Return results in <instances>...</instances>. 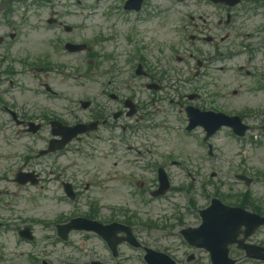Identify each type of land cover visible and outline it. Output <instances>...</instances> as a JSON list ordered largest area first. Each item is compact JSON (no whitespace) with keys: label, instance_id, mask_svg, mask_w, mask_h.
Here are the masks:
<instances>
[{"label":"rangeland","instance_id":"374dc122","mask_svg":"<svg viewBox=\"0 0 264 264\" xmlns=\"http://www.w3.org/2000/svg\"><path fill=\"white\" fill-rule=\"evenodd\" d=\"M87 1V4H84L82 8H74L75 11L80 12L83 11L86 15L88 14L89 17L86 19H81L83 24H90V26H94L98 23V19L102 20L101 17L98 19H93L96 17L95 15H91V12L94 11V0H84ZM162 5L172 2L173 0H159ZM191 6L196 9L197 11H206V8H200L196 5H194L193 2H191ZM58 12L63 13L65 16V19L63 21L70 23V21H74L76 17L71 13L65 11V7H57L55 9ZM153 12V10L151 11ZM155 12V11H154ZM50 14V10L44 9L42 11H38L35 13V15H32V12H28L27 16H30L31 20H34L35 23L25 26V29L27 30L25 32V35L22 36V39L20 42H17L13 45L14 52L19 55L22 54L24 56L26 55H32L33 58H39L44 59V56L46 54H49L51 56V61L54 64H58L61 62H65L68 64H75L82 61V56H69L67 54H64L63 52H56L54 48L50 44V40H55L57 37H65L66 35L63 33L62 30H59L57 28H49L44 25L45 19ZM168 16L172 17V14H169ZM84 17V16H82ZM160 19L164 20V17H161ZM179 17L176 16V19H172L169 21L168 26L165 24L158 23L157 21H152L150 24H146V34L148 38V42L152 43L154 40L156 42H165V41H171L176 36L171 32L173 25L177 24ZM86 20V21H83ZM165 21V20H164ZM37 22L40 26L37 27ZM0 35L4 32H7L6 26L3 25V22L1 21L0 24ZM175 23V24H174ZM4 31V32H2ZM94 31L93 33H95ZM1 50V48H0ZM116 79L121 81L122 83H125V74H117ZM28 78L29 85L35 86L39 84V82L33 78V74L29 77H20V79ZM227 81H230L233 79L232 75L229 77H226ZM44 82H48L50 85H53L56 88L62 89L64 92H70L76 96H81L85 94H93L96 92V90L99 88V85L94 83H88L86 87L81 86L79 83H74L70 79L68 82H65L67 78L65 76L60 75L58 73H49V74H43L42 79ZM83 81V80H82ZM135 86L138 87L140 85V81L136 80ZM143 83V81H141ZM141 83V84H142ZM118 86L123 88L119 83ZM145 94H148L146 90H143ZM212 91V90H211ZM231 91V88H229V92ZM245 91H247L245 89ZM86 92V93H85ZM171 94L177 95L175 91H171ZM243 96L236 98L233 103L232 108H242L245 105H254V106H261L262 102H259L260 98H262V95H255L251 96L250 94L247 95L244 92L242 93ZM20 101L23 104H27L31 107V111L35 113L36 110H40L45 105H51L56 103L55 101H50L42 96H34L30 94H23L20 97ZM176 114L175 111L172 113V120L174 118V115ZM165 113L161 114V118L164 117ZM4 121L0 120V124ZM4 136H8L7 134H0V152L2 154H6V152L11 151L12 148L13 153L11 154L9 159H0V174L2 172H8V175L10 179L6 181H0V195L1 198L4 200L1 204L3 206L6 205H12L13 208L17 211L16 214H14L13 219H17V217H25V216H36L40 218H53L60 212V208L58 207H64L66 208L67 205L64 202H61L60 200H54L52 197L54 196L52 194V191L46 192L44 189H34V188H20L17 185H15L12 182V179L14 177V168L17 166L21 159L19 158V154L24 151L25 147L22 145V143L18 140H12L11 142V136L8 138ZM169 137H164L162 142L159 144L162 146V149L165 151H171L174 153L180 154L182 157L186 153H188L189 148H195L193 143L191 141L185 142L182 141L181 138L178 137L177 134H168ZM264 141V137L262 138ZM11 142V143H10ZM163 144V145H162ZM240 144L244 146L243 143L238 142L235 140H232L228 138L227 132H222L219 134L216 138V155L214 157V161L217 162V160L224 161V165L226 162H230V165L232 167L237 168V165H245L247 164V167H250L251 171L253 169L255 172L258 170H264V145L262 147L252 145L250 146L248 144L247 149L241 148L240 151ZM244 149V150H243ZM243 150V151H242ZM107 158V157H106ZM174 157H170L167 159L168 162L174 163L173 160ZM74 158H69V165L72 166L74 162ZM120 161L121 165L124 169H118L117 167L113 166L114 162ZM83 161L86 162V159L83 158ZM206 170L204 172H210V169H212L211 165L205 164ZM218 170L223 173L225 168L219 163H217ZM92 167L97 171V174L94 176V183L91 184V189L89 194H93V198L103 202L102 204H124V203H133V207H136V200H132L128 196L129 188L126 185V176L128 172L130 171V167L126 164L125 161H121V159L114 158L113 156L109 158L107 162H100V164H92ZM92 169H90L91 171ZM75 172H70V175ZM180 175V178L182 177L181 173H178ZM87 174H79L80 177H84L86 180L88 177ZM99 177V178H96ZM55 186L57 185V182L54 183ZM236 189H239L241 186L234 184ZM82 188L87 186L85 183L80 184ZM252 190L256 192L257 196H260L264 198V181H259L257 184H254L252 187ZM203 199V198H202ZM162 202H156L154 206H161ZM172 202L168 204V207L166 208V211L168 214H174V210L171 207ZM165 213H163L160 216L154 217L158 218V220H162V223L165 222H173V220H165ZM11 212H8L4 207L0 209V217L4 218H11L10 217ZM185 219L189 222H193V220H197L199 222L198 216L193 215L191 213L187 214ZM20 223V222H19ZM13 229V228H12ZM41 231H44L41 235V238H43L47 232L45 231V228L41 229ZM262 239V238H258ZM8 240L13 242L12 238V232L8 235ZM161 244H155L153 246H165V240L161 241ZM88 245H96V242L93 241L91 244L88 243ZM26 257V256H25ZM64 259V256H61L60 261L62 262ZM17 264H28L27 259L24 260L23 258L21 261H17Z\"/></svg>","mask_w":264,"mask_h":264}]
</instances>
